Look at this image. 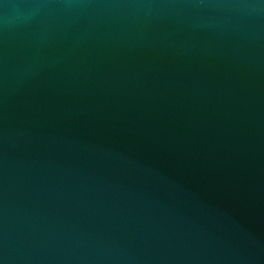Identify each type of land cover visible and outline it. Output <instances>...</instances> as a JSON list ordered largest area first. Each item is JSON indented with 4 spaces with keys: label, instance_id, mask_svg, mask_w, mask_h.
Listing matches in <instances>:
<instances>
[{
    "label": "water",
    "instance_id": "water-1",
    "mask_svg": "<svg viewBox=\"0 0 264 264\" xmlns=\"http://www.w3.org/2000/svg\"><path fill=\"white\" fill-rule=\"evenodd\" d=\"M0 264H264V0H0Z\"/></svg>",
    "mask_w": 264,
    "mask_h": 264
}]
</instances>
